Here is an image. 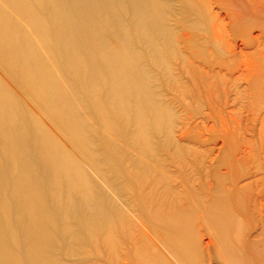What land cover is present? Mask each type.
<instances>
[{"label":"bare ground","instance_id":"bare-ground-1","mask_svg":"<svg viewBox=\"0 0 264 264\" xmlns=\"http://www.w3.org/2000/svg\"><path fill=\"white\" fill-rule=\"evenodd\" d=\"M224 9L0 0V264H264V127L223 74L258 12Z\"/></svg>","mask_w":264,"mask_h":264},{"label":"rangeland","instance_id":"rangeland-1","mask_svg":"<svg viewBox=\"0 0 264 264\" xmlns=\"http://www.w3.org/2000/svg\"><path fill=\"white\" fill-rule=\"evenodd\" d=\"M239 1L240 0H221V2H223L224 8H225L223 11H221V14H222L221 17L223 19L225 18L224 23H227L230 20H232L233 22L234 21L236 22L238 20V18H239L238 15L240 12V11H238L239 5H241V11H242L241 12V20L245 15L250 14L251 11H253L255 13L258 12V15H257L255 21L253 23H250L251 24L250 26H248V25L241 26V30L244 29L245 32H249L248 36L241 34V38H235L233 35L234 32H232L231 30H228L229 32L227 34L225 32V35H226V38H225L226 42L225 43L229 44L231 46V49H233V52H234V55H233L234 64L231 66V71H228V70L223 71L224 72L223 74L227 75V79H228L229 84H232L233 82L237 81L236 83H238L237 85L240 87V94L239 95L236 94V92H231L230 98L227 99V104L225 106V110L227 112V115L230 113L232 116L235 117V118L234 117L233 118L236 119L241 124V130H242L241 134L242 135L245 133V131H247V129H250V128H253V131L255 130L256 135H258V130H260L261 128L264 127V122H263L264 109H262L261 112H256L251 108V104H252L254 96H255L254 92L251 90V87H252V84L254 83L257 86V88H256L257 92H259V93L261 92V94L264 98V72H263V70H264V41H263L264 40V27L263 28H261V27L257 28L259 26V25H257L258 23L264 22V0H253V1L241 0V2H239ZM247 4H249V5H247ZM234 5H235V7H234ZM234 9H238V10L236 11ZM225 11L228 12V14H231V19L229 18V16H228V18H226L227 15H225V14H227V13ZM231 11L233 13H231ZM247 37H249V38H247ZM237 48H238V50H237ZM236 50H237V53H236ZM238 51H240V52L238 53ZM238 68H239V70H238ZM236 70L239 71L241 74L239 72H236ZM260 71H262L263 74ZM240 78H241V80H240ZM257 79H258V81H257ZM229 87L231 88L232 85H229ZM233 98H234V100H233ZM234 108L237 111H233V110H235ZM236 116H238V117H236ZM254 119H256V120H254ZM262 124H263V126H262ZM251 134H252L251 132H250V134L246 133V137L250 139L251 136H249V135H251ZM243 150H245V149L241 147L242 152H243ZM253 172H254V170H253Z\"/></svg>","mask_w":264,"mask_h":264}]
</instances>
